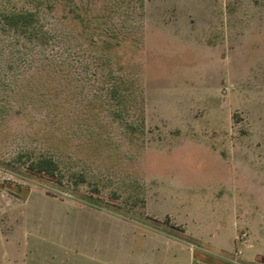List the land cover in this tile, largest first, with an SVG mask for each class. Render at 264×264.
I'll return each mask as SVG.
<instances>
[{
    "label": "rangeland",
    "instance_id": "rangeland-1",
    "mask_svg": "<svg viewBox=\"0 0 264 264\" xmlns=\"http://www.w3.org/2000/svg\"><path fill=\"white\" fill-rule=\"evenodd\" d=\"M75 1L138 40L129 96L0 99V264H264V0ZM69 5L41 14L85 61ZM33 7L0 0L9 83L31 43L1 14ZM23 150L61 181L14 163Z\"/></svg>",
    "mask_w": 264,
    "mask_h": 264
},
{
    "label": "trees",
    "instance_id": "trees-1",
    "mask_svg": "<svg viewBox=\"0 0 264 264\" xmlns=\"http://www.w3.org/2000/svg\"><path fill=\"white\" fill-rule=\"evenodd\" d=\"M58 1L32 0L33 8L7 10L1 14L3 24L24 34L31 47L26 57L27 77L23 81L19 71L14 83L8 82L7 75L0 77V99H110L120 110L121 99L129 96L124 76L128 58L122 53L123 46L125 42L138 40L132 36V31L120 29L115 19L95 12L90 4L66 0L70 4L66 17L81 25L80 33L85 36V45L90 51L85 50V61H81L76 50L63 55L58 49L57 34L41 14L42 7L52 10ZM97 46L102 47L99 54L92 51ZM105 66H109L107 73L102 71ZM1 108H5V101L0 102ZM14 163L24 165L34 174L61 181L59 164L49 154L19 151ZM79 178L83 180L84 174Z\"/></svg>",
    "mask_w": 264,
    "mask_h": 264
},
{
    "label": "crops",
    "instance_id": "crops-1",
    "mask_svg": "<svg viewBox=\"0 0 264 264\" xmlns=\"http://www.w3.org/2000/svg\"><path fill=\"white\" fill-rule=\"evenodd\" d=\"M191 251V250H190ZM191 254H193V252L191 251Z\"/></svg>",
    "mask_w": 264,
    "mask_h": 264
}]
</instances>
